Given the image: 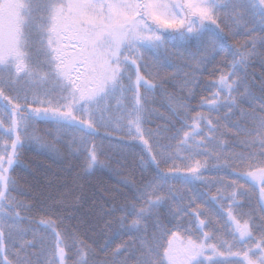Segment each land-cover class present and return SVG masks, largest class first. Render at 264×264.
<instances>
[{"label": "snow or ice", "instance_id": "snow-or-ice-1", "mask_svg": "<svg viewBox=\"0 0 264 264\" xmlns=\"http://www.w3.org/2000/svg\"><path fill=\"white\" fill-rule=\"evenodd\" d=\"M249 23L264 30V0H0V264H90L93 254L76 232L61 229L51 217L32 218L35 205L12 196L18 190L17 182L8 172L21 164L19 149L28 142L50 147L36 134L34 121L51 122L58 132H78L73 143L80 145L87 169L103 164L91 137L100 135L101 128L119 124L129 130L131 139L121 143L139 144L156 177L143 188L133 186L135 199L120 209L125 215L119 223L127 231H141L144 221L158 214L156 209L167 202L159 193L170 181L205 187L196 195L208 209L193 207L195 200L190 196L189 203L175 213L191 217L196 239L183 240L172 232L166 247L145 243L139 264H264V103L258 114L243 112L255 121L253 129H245L246 135L238 140L247 151L227 156L224 150L229 145L216 135H228L221 132L220 120L195 111L186 102L195 98L194 91L183 98L168 97V107L179 122L169 138L175 144L156 139L153 151L145 138L146 131L149 136L153 133L142 127L154 111L149 107L153 94L166 91L162 81L154 82L141 72V68L149 69L142 48L158 51L167 41H201L209 33L215 41H224L228 38L225 27L243 31ZM255 39L249 43L254 45ZM260 40L264 43V37ZM209 45L215 48L214 41ZM69 46L75 53L71 63ZM230 47L232 71L205 82L212 94L201 98L197 106L208 108L209 113L227 109L225 120L236 114L233 109L241 111L240 102L255 99L250 90L241 93L245 81L237 74L254 52L247 44ZM234 93L239 94V102ZM234 126L241 127L239 123ZM257 144L259 151L254 150ZM198 156L216 163L202 162ZM209 171H225L257 188L259 212L254 207L241 210L240 198L249 197L243 185L222 178L205 179ZM217 185L213 194L211 188ZM21 211L28 215L22 216ZM24 221L30 226L23 227ZM39 229L50 237L49 244ZM192 231V227L185 228L186 233ZM29 234L32 240L25 239ZM173 240H180L181 247ZM38 246L40 252L32 251ZM120 252L118 248L116 254ZM208 252L210 256L205 255Z\"/></svg>", "mask_w": 264, "mask_h": 264}, {"label": "trees", "instance_id": "trees-1", "mask_svg": "<svg viewBox=\"0 0 264 264\" xmlns=\"http://www.w3.org/2000/svg\"><path fill=\"white\" fill-rule=\"evenodd\" d=\"M223 2L227 3L228 0H223ZM226 11V9L221 10L220 15L223 16ZM221 27L225 25L221 24ZM253 28L255 30L251 35L246 34L249 29ZM225 32L228 33V38L224 41H215L214 35L209 33L201 41H167L164 49L157 51L142 48L140 50L149 65L148 71L141 68V72L154 82L162 81L166 90L163 93L157 91L153 94L154 102L149 107L154 111L142 124L145 130H151L153 133L152 136H149L147 131L145 133V138L153 145V151H156V139H159L161 144L177 142L169 140L175 132L173 125L179 127V122L168 107V97L183 98L192 91L196 94L195 98L186 102H189L195 111L210 115V118H218L221 132H228V135L216 133L222 141L229 145L224 150L225 156L247 151L238 143V140L246 135L245 129L251 130L255 126L253 117L244 116L243 112L258 114L259 105L264 103V99H261L264 97V43L260 40V37H264V30L258 24L249 23L243 31L225 27ZM237 32L239 34H236ZM253 37L256 38L254 45L249 43ZM210 40L215 42V48L210 47ZM245 44L254 54L247 65H242L241 70H237V74L245 81L241 93L250 90L255 99L251 102H240L241 111L233 109L236 114L231 115L227 120L223 118L228 112L227 109L209 113L208 108L197 107L201 98L210 97L212 94L206 89L205 82L217 79L221 72L227 74L232 71L229 68V65L233 63V50L230 46L241 47ZM70 56H75L74 51L73 53L71 51ZM6 94L14 95L15 93L6 92ZM233 95L237 96L239 102V94L234 93ZM17 102L23 103L22 101ZM33 107H40V105H33ZM213 123H216V119H213ZM237 123L241 125L240 128L234 126ZM33 125L42 143L50 147L28 142L22 149H19L21 164L15 167L14 171L9 170L8 172L17 182L18 190L13 191L12 196L16 200L35 205L30 214L32 218L51 217L60 223L61 229L76 232L79 239L92 249L93 254L89 257L90 264H139V258L144 252L142 245L147 243L150 246L163 245L166 247L168 240L172 239V232H178L183 240H186L188 236L196 239L198 233L195 232V226L189 224L191 217H185L182 212L180 215H175V213L183 205L189 203L190 196L195 200L193 207L200 206L208 209L209 205L196 195L198 190H205L203 185L194 186L179 180L170 181L169 185H165L159 193L167 198V202L156 209L158 214L144 221V228L141 231H127L119 223V218L125 215L120 209L127 205L122 204V199L127 198V201L132 202L137 195L133 186L135 189L143 188L156 177L154 166L146 163L145 153H140V151L145 152L144 149L132 146L126 151L114 152L113 150H117V147L114 145L116 137L113 127L101 128V134L91 137V143L97 145L98 159L103 161V164L87 169L80 145L73 143V138L79 135L78 132L74 129H64L58 132L56 125L45 121H34ZM5 126H7V121H5ZM117 126L124 131L123 134L128 135L129 130L123 124ZM254 150L259 151L260 146L257 144ZM196 159L202 162L207 159L209 164L216 163L210 157L198 156ZM177 163L182 162L177 161ZM170 166L161 165L163 168ZM113 172L121 173L120 177L113 180ZM143 178L152 179L144 180L145 184L140 185L139 181ZM204 178L211 180L222 178L225 182L236 181L243 185L248 190L249 197L240 198L244 204L241 210L249 211L254 207L257 213L259 212L257 198L260 192L249 182L236 176H229L225 171L205 172ZM113 182L117 184L115 188H113ZM93 183L100 186L96 196H90L92 192L83 190V188L86 189L85 184ZM169 186L171 192H169ZM217 187L220 186L211 188L213 194L216 193ZM21 215H28V213L21 211ZM88 217L90 219L84 220ZM214 219L220 221L218 216H214ZM181 224L183 226L178 227ZM22 226L29 227L30 225L24 221ZM31 227L36 228L37 226L31 225ZM187 227H192L193 231L186 233L185 228ZM91 230L97 231L96 237H90L89 231ZM38 231L47 237L43 229ZM84 235H89V238L83 239ZM25 239L32 240L33 237L29 234L25 236ZM49 243L50 237H47L46 244ZM210 243H216V241ZM118 248L121 249L119 255L116 254ZM97 249H112V252L97 251L95 254L94 250ZM32 251L40 252L41 249L38 246ZM205 255L210 256L211 253L208 252Z\"/></svg>", "mask_w": 264, "mask_h": 264}, {"label": "bare ground", "instance_id": "bare-ground-1", "mask_svg": "<svg viewBox=\"0 0 264 264\" xmlns=\"http://www.w3.org/2000/svg\"><path fill=\"white\" fill-rule=\"evenodd\" d=\"M152 109V108H151ZM152 113V111L148 114V116H150V114ZM147 116V117H148ZM146 122V121H145ZM115 127H119L117 125H114L113 127V133L116 137V143H114V145L117 147V150H113L114 152H117V151H126V149H129L130 147L132 146H137V147H140L142 148L139 144H135V143H121V141H126V140H130L131 137L129 135H126V134H123L124 131L123 130H115ZM120 128V127H119ZM114 141V140H113ZM121 149V150H120ZM140 153L144 154L145 152L143 151H140ZM121 175V173H118V172H113V180H115L116 178H119ZM149 179H152V178H143L139 181V184L140 185H144V180H149ZM112 184V183H111ZM117 184L113 182V188H115ZM86 186V187H85ZM84 187L86 189L83 188V190H87L88 192H92L90 194V196H96L100 190V186L97 184V183H93V184H85ZM144 187V186H143ZM125 203V204H128L129 201H127V198H123L122 199V204ZM90 219V217L84 219V220H88ZM76 220V219H74ZM89 235L90 237L94 238L96 237L97 235V231L96 230H91L89 231ZM89 235H84L82 236L83 239L87 240L89 238ZM79 237V236H78ZM173 244H176V241H173ZM107 250L109 252H112V249H97V250H94L95 251V254H97V251L99 252H102V253H106Z\"/></svg>", "mask_w": 264, "mask_h": 264}, {"label": "rangeland", "instance_id": "rangeland-1", "mask_svg": "<svg viewBox=\"0 0 264 264\" xmlns=\"http://www.w3.org/2000/svg\"><path fill=\"white\" fill-rule=\"evenodd\" d=\"M73 77L75 78V74H73ZM174 245L177 246V247H181L180 243H178L177 245L176 244H174Z\"/></svg>", "mask_w": 264, "mask_h": 264}]
</instances>
